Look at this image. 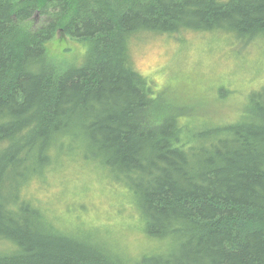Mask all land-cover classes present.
I'll use <instances>...</instances> for the list:
<instances>
[{"label":"trees","instance_id":"obj_1","mask_svg":"<svg viewBox=\"0 0 264 264\" xmlns=\"http://www.w3.org/2000/svg\"><path fill=\"white\" fill-rule=\"evenodd\" d=\"M183 31L264 37V0H0V264H129L20 194L80 150L169 243L133 264H264V87L246 120L199 127L132 64L137 33ZM59 36L88 45L80 62L50 56Z\"/></svg>","mask_w":264,"mask_h":264},{"label":"rangeland","instance_id":"obj_2","mask_svg":"<svg viewBox=\"0 0 264 264\" xmlns=\"http://www.w3.org/2000/svg\"><path fill=\"white\" fill-rule=\"evenodd\" d=\"M59 38L49 43L48 51L62 64L80 62L89 49L81 41ZM129 45L132 64L152 84L154 94H160L161 105L175 107L178 102L183 116L199 127H227L246 120L250 97L264 87V37L140 32ZM83 156L80 150L59 157L43 175L28 180L21 196L44 208L62 230L93 233L109 242L129 257V264L166 250V240L146 232L133 193L100 162Z\"/></svg>","mask_w":264,"mask_h":264}]
</instances>
